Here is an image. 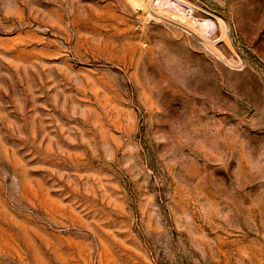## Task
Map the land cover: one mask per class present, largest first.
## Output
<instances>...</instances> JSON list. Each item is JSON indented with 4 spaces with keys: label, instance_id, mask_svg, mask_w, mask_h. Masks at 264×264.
<instances>
[{
    "label": "rangeland",
    "instance_id": "1",
    "mask_svg": "<svg viewBox=\"0 0 264 264\" xmlns=\"http://www.w3.org/2000/svg\"><path fill=\"white\" fill-rule=\"evenodd\" d=\"M0 264H264V0H0Z\"/></svg>",
    "mask_w": 264,
    "mask_h": 264
},
{
    "label": "bare ground",
    "instance_id": "2",
    "mask_svg": "<svg viewBox=\"0 0 264 264\" xmlns=\"http://www.w3.org/2000/svg\"><path fill=\"white\" fill-rule=\"evenodd\" d=\"M158 14V13H157ZM161 14V13H160ZM163 14V13H162ZM156 15V14H155ZM165 16V15H164ZM167 16V15H166ZM172 18V20H173V22L175 21V22H180V23H182V22H184L185 20L184 19H186L187 20V18H184L183 20L182 19H180L179 17H177L176 15L174 16V15H170ZM170 20V19H169ZM188 21V20H187ZM190 23V22H189ZM185 24V23H184ZM180 25V24H179ZM185 25H187V22H186V24ZM200 27V29H202V25H199ZM187 28H188V30H190L191 32H192V34L193 33H196V32H198L199 30L195 27V26H193L192 24H189V25H187L186 26ZM199 34V33H198ZM202 35V34H201ZM198 36V35H197ZM200 37H202V36H200ZM204 37V36H203Z\"/></svg>",
    "mask_w": 264,
    "mask_h": 264
}]
</instances>
